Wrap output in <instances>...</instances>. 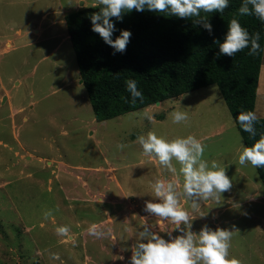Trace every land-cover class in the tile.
I'll return each mask as SVG.
<instances>
[{
	"label": "rangeland",
	"instance_id": "374dc122",
	"mask_svg": "<svg viewBox=\"0 0 264 264\" xmlns=\"http://www.w3.org/2000/svg\"><path fill=\"white\" fill-rule=\"evenodd\" d=\"M82 2L0 0V264H131L145 221L166 240L182 235L144 211L156 180L175 181L177 191L183 182L175 161L174 174L143 154L137 137L149 131L206 145L204 159L225 167L233 186L221 204L196 210L179 197L191 231L232 230L228 259L264 264V183L238 162L246 145L218 86L98 120L66 22ZM176 110L189 120L174 124ZM93 226L103 235L90 234Z\"/></svg>",
	"mask_w": 264,
	"mask_h": 264
},
{
	"label": "trees",
	"instance_id": "16d2710c",
	"mask_svg": "<svg viewBox=\"0 0 264 264\" xmlns=\"http://www.w3.org/2000/svg\"><path fill=\"white\" fill-rule=\"evenodd\" d=\"M242 0H229L221 13H201L212 25V34L166 13L145 9L125 12L115 24L113 39L121 30L131 32L125 52H115L98 33L92 31L90 16L99 8L82 7L66 16L68 32L76 53L83 84L98 120L110 119L169 98L216 84L246 146L264 132V117H258L257 136L244 132L235 117L241 110L255 112L258 83L264 51L249 56L244 49L233 57L218 55L214 40H224L229 21L236 17L249 33H261L264 49V23L253 16L240 17ZM134 79L144 100L132 104L125 81ZM127 98V99H126ZM264 183V167L257 168Z\"/></svg>",
	"mask_w": 264,
	"mask_h": 264
},
{
	"label": "clouds",
	"instance_id": "9594fccd",
	"mask_svg": "<svg viewBox=\"0 0 264 264\" xmlns=\"http://www.w3.org/2000/svg\"><path fill=\"white\" fill-rule=\"evenodd\" d=\"M77 6L89 7L85 0L82 5L79 3ZM228 6L229 0H96L91 7H98L99 11L92 13L90 19L92 31L98 33L114 49L115 54L126 51L132 35L129 30H121L119 36L112 38L115 31L112 18L122 20L125 12H143L147 9L190 19L193 25L206 29L211 35L212 25L201 13H222ZM237 12L240 17L254 15L264 23V0H242ZM260 40V32L249 33L240 20L234 17L227 25L224 40H214V43L219 46L218 55L233 57L247 48L249 56H256L264 51ZM125 86L132 104H136L137 100L143 102L144 96L136 80L127 79ZM142 116L149 122L153 120V115L149 112H144ZM169 118L174 124L189 120L188 114L180 110L171 112ZM235 119L250 137L257 136L255 125L258 117L255 112L241 110ZM136 142L142 146L145 156H155L159 164L170 172H177L173 161L180 165L182 191H177L175 181L156 180L151 185L155 199L145 202L144 211L158 217L159 223L171 222L175 225L174 229L183 234L166 240L155 233L145 221L141 226L143 230L139 232L137 242L132 247L131 264H240L235 258L228 259L233 231L219 227L213 230L205 225L198 234L194 233L191 231L193 218L179 202V197L183 196L190 202L193 210L199 209L201 202L208 200H215L217 205L221 204V194L231 191L233 186L225 167H221L216 161L209 164L204 159L206 145L194 135L169 140L149 131L146 135H139ZM127 146L123 143L116 145L118 150ZM238 162L241 166L250 164L254 168L264 167V132L259 134V138L251 146H241ZM48 214L50 213H46ZM182 224L184 228H181ZM56 231L58 234H66L68 228L59 227ZM89 232L97 237L103 235L95 226ZM169 236L171 237V233Z\"/></svg>",
	"mask_w": 264,
	"mask_h": 264
},
{
	"label": "crops",
	"instance_id": "0c3cea01",
	"mask_svg": "<svg viewBox=\"0 0 264 264\" xmlns=\"http://www.w3.org/2000/svg\"><path fill=\"white\" fill-rule=\"evenodd\" d=\"M255 113L259 117H264V53H263L262 66H261L259 83H258Z\"/></svg>",
	"mask_w": 264,
	"mask_h": 264
},
{
	"label": "water",
	"instance_id": "95a60500",
	"mask_svg": "<svg viewBox=\"0 0 264 264\" xmlns=\"http://www.w3.org/2000/svg\"><path fill=\"white\" fill-rule=\"evenodd\" d=\"M81 4H83V2L81 3ZM82 81V80H81ZM83 82V81H82Z\"/></svg>",
	"mask_w": 264,
	"mask_h": 264
}]
</instances>
